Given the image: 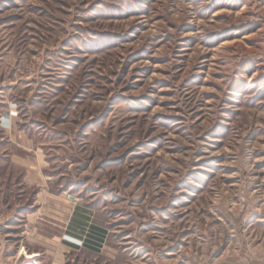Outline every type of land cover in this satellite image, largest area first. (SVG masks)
<instances>
[{
  "label": "rangeland",
  "instance_id": "rangeland-1",
  "mask_svg": "<svg viewBox=\"0 0 264 264\" xmlns=\"http://www.w3.org/2000/svg\"><path fill=\"white\" fill-rule=\"evenodd\" d=\"M1 123L90 208L62 264H264V0H0Z\"/></svg>",
  "mask_w": 264,
  "mask_h": 264
},
{
  "label": "crops",
  "instance_id": "crops-1",
  "mask_svg": "<svg viewBox=\"0 0 264 264\" xmlns=\"http://www.w3.org/2000/svg\"><path fill=\"white\" fill-rule=\"evenodd\" d=\"M5 116L11 120L7 111ZM12 126L0 124V264H62L69 257L74 262L85 254L86 243L99 242L87 234L90 208L53 201L37 157L27 154L22 136L12 139Z\"/></svg>",
  "mask_w": 264,
  "mask_h": 264
}]
</instances>
